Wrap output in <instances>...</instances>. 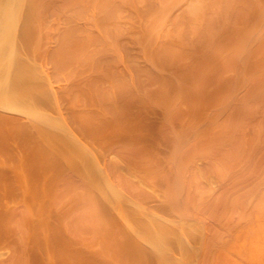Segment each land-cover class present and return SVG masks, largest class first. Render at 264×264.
Instances as JSON below:
<instances>
[{
	"label": "bare ground",
	"instance_id": "obj_1",
	"mask_svg": "<svg viewBox=\"0 0 264 264\" xmlns=\"http://www.w3.org/2000/svg\"><path fill=\"white\" fill-rule=\"evenodd\" d=\"M0 264H264V0H0Z\"/></svg>",
	"mask_w": 264,
	"mask_h": 264
}]
</instances>
